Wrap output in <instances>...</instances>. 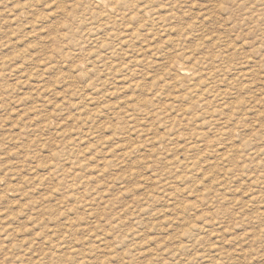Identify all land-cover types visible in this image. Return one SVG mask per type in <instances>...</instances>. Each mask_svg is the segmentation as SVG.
I'll return each mask as SVG.
<instances>
[{"label":"rangeland","instance_id":"1","mask_svg":"<svg viewBox=\"0 0 264 264\" xmlns=\"http://www.w3.org/2000/svg\"><path fill=\"white\" fill-rule=\"evenodd\" d=\"M0 264H264V0H0Z\"/></svg>","mask_w":264,"mask_h":264},{"label":"bare ground","instance_id":"2","mask_svg":"<svg viewBox=\"0 0 264 264\" xmlns=\"http://www.w3.org/2000/svg\"><path fill=\"white\" fill-rule=\"evenodd\" d=\"M97 2H99V1H97ZM101 2V1H100ZM99 2V3H100ZM104 4V2H101V5H103ZM104 6L107 8L106 10H108L109 8H108V6H107V4L105 3L104 4ZM104 10V9H103ZM104 12V11H103ZM104 15V14H103ZM179 73L184 77V76H188V78H189V76L191 75L190 73H187V71H186V69H183L182 67H180V69H179ZM182 77V78H183ZM191 77V76H190ZM191 88V87H190ZM195 89V88H194ZM193 89V90H194ZM190 92H192V91H190ZM196 92V91H195ZM194 92H192V94H193ZM195 94V93H194ZM72 196H74V195H72ZM76 200V199H75Z\"/></svg>","mask_w":264,"mask_h":264}]
</instances>
